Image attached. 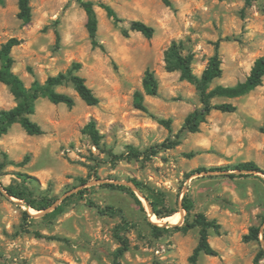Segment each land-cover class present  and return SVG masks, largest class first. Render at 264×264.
I'll return each instance as SVG.
<instances>
[{
    "label": "rangeland",
    "instance_id": "1",
    "mask_svg": "<svg viewBox=\"0 0 264 264\" xmlns=\"http://www.w3.org/2000/svg\"><path fill=\"white\" fill-rule=\"evenodd\" d=\"M88 1L95 4L100 48L91 46L85 13L72 0H30L27 23L17 18L18 0L0 6V45L18 41L11 51L13 72L25 87L79 64L74 74L99 100L87 106L67 83L56 90L70 95L73 107L45 98L35 104L31 119L42 135H27L15 124L0 137V264H113L117 237L129 246L122 264H190L198 230L175 229L186 218L185 194L192 202L190 220L202 213L219 225V233L211 230L208 237L218 255L200 254L196 264H253L260 245L244 237L253 226L264 229V175L234 167L252 162L264 169L259 130L264 127V79L243 97L213 99L212 104L230 103L236 110H213L198 132L189 133L182 125L201 107L198 92L179 72L165 70L164 53L172 43L180 44L184 55L193 56L192 71L200 76L218 49L222 76L211 87L244 81L254 61L264 57V0H169L173 8L161 0ZM99 3L111 6L120 21L108 18ZM132 21L151 26L152 38L130 31ZM147 69L159 87L156 96L144 97L143 112L134 108L133 95L141 90ZM14 105L0 83V110ZM91 120L101 135L98 148L81 132ZM160 120L169 121L170 130ZM167 142L177 144L162 147ZM201 168L207 171L197 173ZM133 181L157 209L179 214L170 223L177 225L155 234L150 224L167 223L152 220L150 204ZM106 184L129 188L142 206L129 191ZM7 186L50 205L26 207L4 190ZM97 207L111 210L100 214Z\"/></svg>",
    "mask_w": 264,
    "mask_h": 264
},
{
    "label": "trees",
    "instance_id": "2",
    "mask_svg": "<svg viewBox=\"0 0 264 264\" xmlns=\"http://www.w3.org/2000/svg\"><path fill=\"white\" fill-rule=\"evenodd\" d=\"M30 0H18V12L17 18L24 23H27L31 19V9L29 6ZM84 11L86 16L85 28L88 34V38L92 47H99L100 45L97 42V28L98 20L95 12V4L88 0H72ZM162 3L170 8H173L172 3L169 0H161ZM246 4H250L254 0H245ZM4 5V0H0V6ZM101 8L106 16L110 18L114 23H118L120 19L118 18L115 11L111 6L99 3L97 4ZM129 29L132 32L140 33L144 38L150 39L154 34V29L141 22V21H132L129 25ZM123 36H128V32L123 30ZM18 44V41L15 38H11L6 42L0 45V83L7 87L9 93L14 99L15 105L10 109L0 110V137L7 134L9 129L17 124L23 131L30 136H40L43 134L41 127L31 119V116L35 111V104L38 99L45 98L50 103L57 105L62 104L67 108L74 106V99L64 93L58 92L56 89L60 86H63L67 83L71 84L73 90L79 96V98L87 106H96L99 102L98 98L93 94L92 90L86 85L85 80L77 74H74V71L79 70L80 65L74 64L70 70L65 74H58L56 76L48 77L43 83H40L38 80H34L30 87L27 88L23 84L22 80L13 72L14 60L11 56L12 49ZM193 56L190 54L184 55L181 51V45L177 43H172L169 48L164 53V68L167 72L177 71L179 72L180 79L186 81L195 86L201 107L194 110L186 116L184 119L182 130H186L189 133H196L199 131L200 124L205 122L206 117L210 114L211 111L216 110L224 113H233L236 110V107L230 103H219L212 104L211 101L216 98L222 99H236L243 97L262 85L264 79V57L257 58L247 77L244 81L238 82L232 86H223L216 85L211 87L214 80L222 76V60L218 54V49L215 50V53L210 57L206 67L200 74L197 76L192 71ZM158 81L154 73L147 69L145 70L142 78V87L141 90H138L133 95V106L139 111L146 112V106L144 104L145 96H156L158 92ZM162 125H164L168 130H170L169 121L160 120ZM260 132L264 134V127H261ZM82 134L87 135L91 140L92 144L98 148L101 140V135L96 128V123L94 120L89 121L81 130ZM176 142H167L163 143L162 147L169 149L175 146ZM264 151V147H263ZM129 152L132 156L136 158L139 156L138 152L129 147ZM151 153H155L154 150H151ZM113 158H121V155L112 156ZM4 164L0 163V170L3 168ZM235 170L242 172H260L264 175V169L260 170L254 163L247 162L238 164L234 167ZM213 170V169H210ZM220 170V169H214ZM207 169L201 168L197 169L196 172H205ZM248 175H240L239 177H246ZM230 178L237 177L234 174L229 175ZM134 182V186L142 193V196L149 202L151 210L154 213L155 217L159 220L172 216L175 212H162L157 209L155 203H153L148 195L144 193L140 183ZM85 181H81V184H84ZM105 186L110 188H117L120 190L129 191L130 194L135 198V201L138 205H141V202L135 197V195L130 191L129 188L122 185L106 184ZM4 190L10 196H13L17 199L24 200L30 208L36 210L45 209L50 205V201L41 200L34 201L26 197L25 193L19 191L13 186L4 187ZM79 194H83V191H80ZM182 209L186 212V218L184 224L181 227H175L179 231L186 233L190 230H198V241L194 249L192 250L191 255L188 258L190 264H196L200 254L206 256L216 257L218 255L208 242L209 232L212 230L215 233H219V225L214 220L207 219L202 213L195 214L191 220L189 219L190 211L192 209V202L187 194L182 198ZM97 210L100 214H105L110 207L101 209L97 207ZM152 231L155 234H159L164 230L162 227L157 225L150 224ZM262 234L263 245L260 241V235ZM119 242V248L115 253L114 263L113 264H122L120 258L128 250L129 246L127 240L122 237H117ZM245 241H255L260 245V249L256 254L253 264H259L261 260L264 261V229H261V225L253 226L249 229L248 234L244 237Z\"/></svg>",
    "mask_w": 264,
    "mask_h": 264
},
{
    "label": "water",
    "instance_id": "3",
    "mask_svg": "<svg viewBox=\"0 0 264 264\" xmlns=\"http://www.w3.org/2000/svg\"><path fill=\"white\" fill-rule=\"evenodd\" d=\"M246 173H249V172H246ZM253 173H258V172H253ZM262 174V173H261ZM263 175V174H262ZM139 193V195H141L142 199H144V201L146 202L147 200L142 196V194H140V192H137ZM26 207H29L27 204H25ZM149 208H150V216H154V213L152 212L151 210V207L150 205H148ZM174 225H177L176 224H170V223H167V224H164V225H159V227H170V226H174ZM260 241H261V244L263 245V241H262V234L260 235Z\"/></svg>",
    "mask_w": 264,
    "mask_h": 264
},
{
    "label": "bare ground",
    "instance_id": "4",
    "mask_svg": "<svg viewBox=\"0 0 264 264\" xmlns=\"http://www.w3.org/2000/svg\"><path fill=\"white\" fill-rule=\"evenodd\" d=\"M178 216H179V214L178 215L175 214L173 216L164 218L162 221H164L165 223H174L175 221H177ZM152 220H155L156 222H159V221H157V218L155 219V218L152 217ZM159 223H161V222H159Z\"/></svg>",
    "mask_w": 264,
    "mask_h": 264
}]
</instances>
